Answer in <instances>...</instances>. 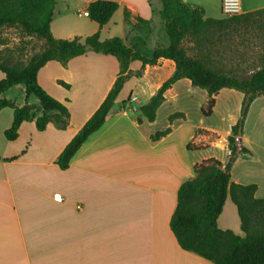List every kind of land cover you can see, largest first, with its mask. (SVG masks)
<instances>
[{
    "label": "crops",
    "instance_id": "obj_1",
    "mask_svg": "<svg viewBox=\"0 0 264 264\" xmlns=\"http://www.w3.org/2000/svg\"><path fill=\"white\" fill-rule=\"evenodd\" d=\"M93 1L56 0L53 35L118 36L147 57L169 45L161 0H112L119 7L102 28L82 13ZM183 1L201 7L205 17H225L222 0ZM241 6L242 13L253 11L264 8V0H241ZM119 69L115 56L90 50L66 64L50 60L39 70L42 87L68 107L65 129L49 123L40 131L34 120L24 121L18 137L8 140L13 108L0 110V264H214L179 245L170 219L178 189L195 176L197 163L209 158L227 163L228 137L240 118L244 93L222 88L205 115L208 92L182 78L165 91L149 121L139 107L173 74L175 62L133 60L132 74L105 123L61 169L59 154L103 102ZM2 96L22 105L25 85L16 84ZM27 100L34 105L33 116H39V98L32 94ZM175 113L182 115L170 119ZM167 128L166 135L152 137ZM243 146L251 152L237 156L231 180L255 184L256 197L264 198V95L249 107L238 149ZM218 225L243 235L230 195Z\"/></svg>",
    "mask_w": 264,
    "mask_h": 264
},
{
    "label": "trees",
    "instance_id": "obj_2",
    "mask_svg": "<svg viewBox=\"0 0 264 264\" xmlns=\"http://www.w3.org/2000/svg\"><path fill=\"white\" fill-rule=\"evenodd\" d=\"M161 2L160 14L170 43L154 49L152 56L147 57L126 46L118 36L102 40L99 32L70 39L56 38L51 31L56 0H0V30L3 27H18L25 36L44 40V47L24 62L14 61L11 51L0 48V70L4 73L0 80V110L13 108V122L5 131L6 138L16 139L24 121L34 120L40 131L49 123L60 129L68 126V107L42 87L38 72L50 60L66 64L90 50L115 56L120 69L103 102L59 154L56 163L61 169L69 167L83 143L105 123L124 83L132 74L129 68L133 60H140L144 65L155 64L159 58L175 62L173 74L147 103L139 107L149 121L156 118V111L165 99V91L179 79L188 78L194 86L208 92L209 99L203 107L205 115L211 114L214 95L222 88L239 90L244 93V99L240 118L228 137L230 154L227 163L209 158L194 166L195 176L185 180L178 189L177 206L171 216L170 227L183 249L214 264H264V198L256 197L255 184L235 183L230 173L237 156L251 152L244 146L238 149L239 138L252 101L264 95V8L232 17L212 18L205 17L201 7L183 0ZM118 7L116 1L96 0L88 5V16L102 28ZM138 21L146 23L139 18ZM233 33L261 40L260 64L245 76L236 69L215 66L211 59L217 40L223 42V36ZM185 42L191 43L194 54L188 52ZM20 83L26 89L24 104L19 105L15 100L2 96L7 89ZM61 83L68 87L66 83ZM32 94L41 103V114L37 117L32 114L34 105L27 100ZM178 115L182 114L175 113L170 119ZM169 131L170 128H167L152 137L159 139ZM228 195L237 207L243 235L218 225V217Z\"/></svg>",
    "mask_w": 264,
    "mask_h": 264
},
{
    "label": "rangeland",
    "instance_id": "obj_3",
    "mask_svg": "<svg viewBox=\"0 0 264 264\" xmlns=\"http://www.w3.org/2000/svg\"><path fill=\"white\" fill-rule=\"evenodd\" d=\"M222 38L223 42L217 40L211 55L215 66L236 69L240 75L245 76L260 64L262 50L259 37L233 33ZM184 45L190 54L195 53L191 43L185 42ZM0 46L4 51L12 52L14 61L24 62L44 47V40L35 36H25L18 27H3L0 30Z\"/></svg>",
    "mask_w": 264,
    "mask_h": 264
},
{
    "label": "built area",
    "instance_id": "obj_4",
    "mask_svg": "<svg viewBox=\"0 0 264 264\" xmlns=\"http://www.w3.org/2000/svg\"><path fill=\"white\" fill-rule=\"evenodd\" d=\"M221 9L225 17H232L236 14H240L242 13L241 0H222ZM82 13L88 15V10H84Z\"/></svg>",
    "mask_w": 264,
    "mask_h": 264
},
{
    "label": "water",
    "instance_id": "obj_5",
    "mask_svg": "<svg viewBox=\"0 0 264 264\" xmlns=\"http://www.w3.org/2000/svg\"><path fill=\"white\" fill-rule=\"evenodd\" d=\"M239 140H240V138H239Z\"/></svg>",
    "mask_w": 264,
    "mask_h": 264
}]
</instances>
